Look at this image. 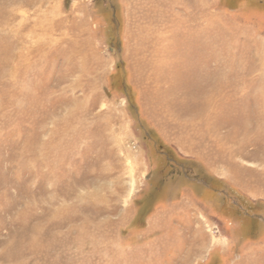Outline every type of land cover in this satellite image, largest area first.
I'll return each instance as SVG.
<instances>
[{
    "label": "rangeland",
    "instance_id": "obj_1",
    "mask_svg": "<svg viewBox=\"0 0 264 264\" xmlns=\"http://www.w3.org/2000/svg\"><path fill=\"white\" fill-rule=\"evenodd\" d=\"M0 264H264V0H0Z\"/></svg>",
    "mask_w": 264,
    "mask_h": 264
}]
</instances>
